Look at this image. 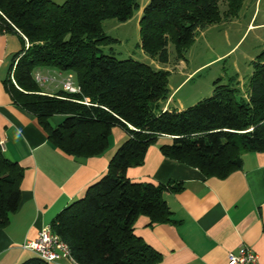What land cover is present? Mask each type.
Wrapping results in <instances>:
<instances>
[{
  "label": "trees",
  "instance_id": "1",
  "mask_svg": "<svg viewBox=\"0 0 264 264\" xmlns=\"http://www.w3.org/2000/svg\"><path fill=\"white\" fill-rule=\"evenodd\" d=\"M243 1L149 0L138 23L139 47L166 65L172 45L176 60L185 62L197 35L235 19ZM138 9V0H0V32L19 33L28 45L22 38L9 71L14 83L8 79L6 90L14 105L37 119L51 145L65 156L88 159L107 150L112 128L128 136L105 175L50 225L74 264H160V254L133 234V224L139 216L150 225L175 223L162 196L179 193L183 184L127 179V169L140 166L150 146L217 179L241 169L243 154L264 153V52L251 63L242 88L234 77L226 83L219 78L210 97L182 111H162L170 73L104 51L117 41L105 34L103 22L125 23ZM37 69L72 74L79 92L45 94L34 80ZM56 116L61 120L51 126ZM163 137L168 141L159 143ZM23 173L0 149V229L19 207ZM21 264L46 263L36 258Z\"/></svg>",
  "mask_w": 264,
  "mask_h": 264
},
{
  "label": "crops",
  "instance_id": "2",
  "mask_svg": "<svg viewBox=\"0 0 264 264\" xmlns=\"http://www.w3.org/2000/svg\"><path fill=\"white\" fill-rule=\"evenodd\" d=\"M148 2L140 1L137 14L131 18L135 19L137 32L142 10ZM238 16L210 26L198 36L223 27L239 33ZM254 16L255 10L244 33L254 26L264 25L252 23ZM131 20L116 22V27L107 29L103 22L105 34L117 41L114 44L117 46L112 45L109 49L122 59L131 58L170 73L167 84L169 98L161 104V110L182 111L201 100L192 93L177 97L178 92H175L189 83L203 66L188 69L183 61H179V73L175 74L179 82L171 86L174 72L141 51L139 34L138 54L134 55L126 48L122 36L125 31L122 29ZM111 28L116 30V35ZM224 33L227 37V31ZM21 39L19 34L0 32V142H3L4 157L24 170L19 207L0 229V264H21L36 259V254L26 248V244L36 240L42 228L50 227L59 212L81 199L86 190L105 175L110 160L128 139L122 129L114 127L107 150L101 156L88 159L68 157L54 148L37 119L14 105L5 87L13 59L22 48ZM34 75L48 80L38 83L45 94L53 95L62 90L61 81L65 73L37 69ZM234 78L242 88L243 79L237 72ZM211 94L212 86L208 90V95ZM60 120L61 117H53L51 126ZM167 141L168 138L159 139V143ZM126 177L133 183L154 186L168 182L183 184L179 193L165 192L162 196L175 223L150 225L147 217L139 216L133 224V234L160 254V264H228L227 255L241 245L256 254L258 264H264V153L243 154L241 169L224 179H217L206 178L195 168L164 158L158 145H154L147 149L140 166L127 169ZM55 264L74 263L70 258L61 257Z\"/></svg>",
  "mask_w": 264,
  "mask_h": 264
},
{
  "label": "rangeland",
  "instance_id": "3",
  "mask_svg": "<svg viewBox=\"0 0 264 264\" xmlns=\"http://www.w3.org/2000/svg\"><path fill=\"white\" fill-rule=\"evenodd\" d=\"M49 1L61 5L65 0ZM140 1L142 0H138V3ZM223 10L224 8L221 6V11ZM254 10L255 16L252 23L255 21V25L264 24V0H244L238 16L239 33H234L223 27L219 30L212 29L205 36L197 35L196 41L185 53V62L183 63L188 69L203 67L198 70L197 75L189 83L185 86L183 85L182 89L179 88L175 92V94L178 92L177 97L192 93L197 99L208 98L210 97L208 90L216 79L222 78L223 83H226L229 78L235 76V72L243 79V84L247 83L252 73L251 63L260 53L264 52V25L254 26L244 33L246 24L249 22ZM136 12L133 16L137 14ZM134 22L135 19H132L129 25L122 29V31H125L122 36L125 39L126 48L133 51L135 55L138 54V32L135 30ZM104 26L106 29L116 27L117 23L114 20H109L105 21ZM234 28L236 29L237 27ZM111 29L113 35H116V30L114 28ZM224 31H227V37ZM120 32L121 30L118 31V33ZM236 42L238 43L235 45ZM112 47V45L106 47L105 53L108 52V48ZM225 53L227 54L218 58ZM118 58L120 59V56ZM166 66L168 70L174 72L170 79V85L175 86L179 82L178 76L175 75L179 73V61L176 60L172 45L168 47V63Z\"/></svg>",
  "mask_w": 264,
  "mask_h": 264
},
{
  "label": "built area",
  "instance_id": "4",
  "mask_svg": "<svg viewBox=\"0 0 264 264\" xmlns=\"http://www.w3.org/2000/svg\"><path fill=\"white\" fill-rule=\"evenodd\" d=\"M18 33V31H16ZM19 34V33H18ZM20 35V34H19ZM27 47V41L22 36ZM8 79L13 82V70L9 72ZM36 83H43L48 81L46 78H42L39 75H34ZM61 89L70 94L78 93L79 88L74 82L72 74H65L61 81ZM0 149L3 151V142H0ZM32 252H34L37 258L46 264H55L61 257L70 258L69 250L67 246L61 242L59 237L55 235L50 227L42 228L36 240L29 242L25 246ZM228 264H258V257L254 254L250 248L246 246H239L235 252H231L227 255Z\"/></svg>",
  "mask_w": 264,
  "mask_h": 264
}]
</instances>
